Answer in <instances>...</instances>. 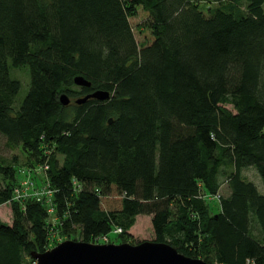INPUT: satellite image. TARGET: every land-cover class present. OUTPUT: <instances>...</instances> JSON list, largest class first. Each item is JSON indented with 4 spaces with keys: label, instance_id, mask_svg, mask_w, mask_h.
Returning a JSON list of instances; mask_svg holds the SVG:
<instances>
[{
    "label": "trees",
    "instance_id": "1",
    "mask_svg": "<svg viewBox=\"0 0 264 264\" xmlns=\"http://www.w3.org/2000/svg\"><path fill=\"white\" fill-rule=\"evenodd\" d=\"M140 7L154 36L142 47ZM10 66L30 68L19 110ZM96 90L111 96L60 102ZM0 135L29 166L47 162L57 190L52 211L13 200L18 160L0 161L14 215L0 221V264H35L54 234L125 235L139 215L188 256L264 264V193L245 175L255 167L264 184V0H0ZM205 194L219 195L217 212Z\"/></svg>",
    "mask_w": 264,
    "mask_h": 264
},
{
    "label": "rangeland",
    "instance_id": "2",
    "mask_svg": "<svg viewBox=\"0 0 264 264\" xmlns=\"http://www.w3.org/2000/svg\"><path fill=\"white\" fill-rule=\"evenodd\" d=\"M200 6H202V9L204 11H207L209 4H206L204 2V3H201ZM212 6H216V5L212 4ZM234 6H235L236 11L242 10L245 12L246 10L245 3L235 4ZM147 17H148V13L141 7L139 8L137 15H133L130 17V22L133 26L134 34H135L136 40L140 47L150 44L154 39L152 31L150 30V28L147 27L146 22H145L147 20ZM10 74L12 78L18 79L21 82V89L19 93L17 94L15 101H14V107L19 110L30 89V68L29 66H22L19 68H14L10 66ZM71 99H72V102L74 103L77 98L71 97ZM15 159L18 160L19 169H18V179L16 182V186L14 188V191L15 189H23L22 182L26 180L27 178H30L32 181H34V184H36L37 186L43 187L44 185L49 184V187L51 189L54 188V187H51V183L49 182V179L47 178L45 171L37 170L38 168H40V166H44L45 164H47V162L42 163V164H37L36 166L32 165L34 167L29 166L31 164L28 165L26 163L28 162V157H26V155L22 152L21 148L8 144L6 138L0 135V161L4 164H13L15 162ZM59 160L62 161L63 156H60ZM245 175L249 180L254 181L259 187L260 191L264 193L263 181L255 167H251L245 170ZM30 179H27V180L30 181ZM226 179L227 177L226 175H224L222 179L224 182L220 188V193L223 197L229 195V188H228V183L226 182ZM14 191H13V198L15 196ZM218 196H219L218 194L203 195L204 199L207 200L208 204L210 205L211 212H217L219 210ZM54 197H55V194L53 195L52 203L49 206V210H54ZM13 216L14 215H13L12 205L10 201L0 204V221L1 222L7 225H12L13 219H14ZM116 228H119L122 231L116 233L115 232ZM116 228H114L113 231L107 236L110 243L120 244L123 242H129L131 244H138L146 240H150V241L156 240V235H155V231H154L153 224H152V215H139L136 218L135 224L126 232L125 235H123V233L125 232L123 228L121 227H116ZM75 235H76V238H75L76 240L83 241V238L80 233L77 232V234ZM252 235L257 238L261 237V230L257 223L254 224ZM55 238L56 240L52 241L51 243L52 247L68 239L66 237V234L65 235L57 234L56 236L54 234L53 240ZM96 242L103 243L105 242V240L98 239L96 240ZM214 264H216V262Z\"/></svg>",
    "mask_w": 264,
    "mask_h": 264
},
{
    "label": "water",
    "instance_id": "3",
    "mask_svg": "<svg viewBox=\"0 0 264 264\" xmlns=\"http://www.w3.org/2000/svg\"><path fill=\"white\" fill-rule=\"evenodd\" d=\"M80 87H90L91 82L82 75L74 78ZM111 96L108 90H96L75 100L81 105L89 99L104 101ZM64 106L72 103L67 93H62ZM36 264H214L180 252L168 242L146 240L138 244L129 242L94 243L67 239L44 252H32Z\"/></svg>",
    "mask_w": 264,
    "mask_h": 264
},
{
    "label": "built area",
    "instance_id": "4",
    "mask_svg": "<svg viewBox=\"0 0 264 264\" xmlns=\"http://www.w3.org/2000/svg\"><path fill=\"white\" fill-rule=\"evenodd\" d=\"M49 168V165L48 163L45 164L44 166H40V168H38L37 170H44L46 172V169ZM27 179H30V178H27ZM26 179V180H27ZM24 180L22 183H23V189H15L14 191V200L16 201H20V202H25L29 199H32V200H35L37 202H41V203H44L48 206H50V204L52 203V198H53V195L55 194V189H51L49 187V184L47 185H44L43 187H40V186H37L36 184H34V181H32L30 179L29 180ZM219 198V196H218ZM52 211V210H50ZM122 230L119 229V228H116L115 229V232L118 233V232H121ZM108 235L106 236H103L99 239H104L105 242L103 243H110L109 240H108ZM97 243V242H95Z\"/></svg>",
    "mask_w": 264,
    "mask_h": 264
}]
</instances>
